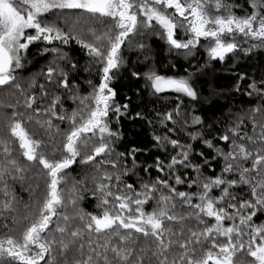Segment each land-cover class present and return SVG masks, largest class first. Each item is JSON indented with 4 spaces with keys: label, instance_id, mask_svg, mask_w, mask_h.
Masks as SVG:
<instances>
[{
    "label": "snow or ice",
    "instance_id": "6c2138e0",
    "mask_svg": "<svg viewBox=\"0 0 264 264\" xmlns=\"http://www.w3.org/2000/svg\"><path fill=\"white\" fill-rule=\"evenodd\" d=\"M154 38L188 61L203 45L207 60L186 75H168L179 71L169 61L161 74ZM126 48L143 57L150 96L180 100L166 112L154 107V117L135 113L162 153L147 166L137 163L140 149L117 151L113 117L119 124L131 104L118 103L114 87ZM262 50L264 0H0V89L17 96L0 105V264H264V78L248 84L252 107L228 105L207 125L195 109L182 111L185 99L200 102L196 81L209 64ZM77 51L96 82L78 79ZM30 55L52 59L25 77ZM77 164L91 174L66 189ZM26 181L20 216L11 185ZM87 192L93 212L79 207Z\"/></svg>",
    "mask_w": 264,
    "mask_h": 264
},
{
    "label": "trees",
    "instance_id": "16d2710c",
    "mask_svg": "<svg viewBox=\"0 0 264 264\" xmlns=\"http://www.w3.org/2000/svg\"><path fill=\"white\" fill-rule=\"evenodd\" d=\"M237 14L241 15L242 13L238 11ZM181 36H183V32H181ZM150 43L153 48L156 68L161 74H164V65L168 64L169 61L175 63L179 71L177 72L174 69H170L167 72L168 75H186V72L184 71L185 69L188 71H195V67L193 66L198 67L199 65H203L207 60L203 45L197 53V59L188 61L185 60L183 56H176L175 54L169 55L167 45L161 40L154 38ZM37 50V48L33 47L31 52L35 53ZM71 55L79 58L80 65L82 66L78 79L80 81L93 79L94 82H96L94 76H89L87 73L83 72V66L87 64V59L78 51L72 52ZM29 58L33 63L32 66H30L29 71L23 74L25 77L39 73L41 69L47 65L48 61L52 59V56L34 57L30 55ZM125 58L128 63L120 69L114 87L118 93L117 102L123 104L130 98L131 104L128 115L122 117L119 124L115 123V117H113L114 130L118 129L122 133V141L117 146V151H131L133 148L140 149L141 153L137 156V163L147 166L152 164L155 161L156 156L162 155V153L158 152V150L153 147V127L146 121L133 119V117L138 111L150 113V115L154 117L155 112L151 111L154 107L158 111L166 112L171 108H174L177 103H180V100L176 98L177 94L175 93H167L165 97H162L159 100L150 96L149 92L144 88L145 80L143 79V73L147 71V65L140 62L143 60V57H140L138 60L137 53H135V51L129 52L126 48ZM197 60L199 61V65L197 64ZM133 71L140 72L141 77H132L131 73ZM239 74H243L245 79L241 81ZM262 78H264V50L254 52L250 57H245L242 53L236 56L230 54L226 58V62L221 63L216 61L208 65L207 70L196 81L197 90L201 98L200 102L198 104L193 103L189 105L187 99H185L183 102L185 109L187 112H191L195 109L194 114L206 118L207 125V122H210L211 118L219 116L223 111H227L228 105H232L233 112H238L242 108L247 109L252 107L257 103V100L255 97H249L246 94L248 91V84L251 83L253 79L259 82ZM237 81L240 82L239 91L235 90ZM39 82H44L42 77L39 78ZM82 87L83 91L81 92V95H85L90 91L87 85H83ZM215 92H223L224 95L217 96L214 94ZM16 99L17 96L13 94L11 89H0V105L15 103ZM71 107H75V105H71L69 110H71ZM4 114L5 109L0 108V116ZM8 114H10V110H8ZM62 127H66V125H63ZM29 130H34V126H29ZM157 134L162 133L158 131ZM215 134L216 133L213 132V135ZM173 138H175V136H173ZM181 142L188 143L190 141L185 138L182 139ZM201 150L205 151L206 154L208 152V150L203 148L202 145L197 144L196 151L199 152ZM130 162L131 157H129V164ZM219 171V167H216V173H219ZM85 172L90 175L91 169H82L78 164L74 165L71 172L68 174L69 180L65 188H71L72 178L81 179ZM33 174L34 172H30L28 175L31 177ZM140 174L144 175L142 172ZM205 174L212 175L213 173L209 169H205ZM155 177L156 171L153 169L152 178L154 179ZM33 183L35 182L33 181ZM88 186L91 187V184ZM11 187L20 201L16 205L18 212L15 214L23 216L26 214L25 204L29 202V192L27 191L29 183L26 181L23 186H21L20 183H15L12 184ZM180 190L183 191L185 188L181 187ZM193 191H195V189H193ZM215 194L218 195V193ZM84 195L85 199L80 202L79 207L85 212H93L96 209V200L92 197L91 192H87ZM154 203L155 202L148 206V211H151ZM69 211L71 213L72 210L69 209ZM0 234H3L2 230H0Z\"/></svg>",
    "mask_w": 264,
    "mask_h": 264
},
{
    "label": "rangeland",
    "instance_id": "374dc122",
    "mask_svg": "<svg viewBox=\"0 0 264 264\" xmlns=\"http://www.w3.org/2000/svg\"><path fill=\"white\" fill-rule=\"evenodd\" d=\"M30 59V58H29ZM201 77V76H200ZM203 77V76H202ZM182 111L183 112H187V110L185 109V105H184V107L182 108Z\"/></svg>",
    "mask_w": 264,
    "mask_h": 264
}]
</instances>
